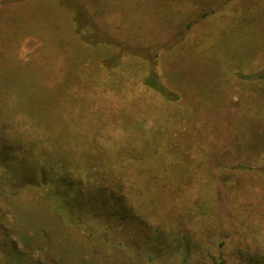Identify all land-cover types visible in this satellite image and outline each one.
Masks as SVG:
<instances>
[{"label": "rangeland", "instance_id": "374dc122", "mask_svg": "<svg viewBox=\"0 0 264 264\" xmlns=\"http://www.w3.org/2000/svg\"><path fill=\"white\" fill-rule=\"evenodd\" d=\"M189 1L72 0L75 11L97 24L103 37L110 40L97 44L95 53L73 38L71 3L68 8L57 4L59 0H22L9 9L5 3L0 5V264H5V257L10 258V248L26 253L25 264H35L38 256L15 234L33 233L31 229L21 230L20 207L29 209L24 202L33 204L34 200L30 179L36 156L30 140L35 127L29 111L19 102L34 99L36 61L42 59L47 69L53 66L63 70L66 62L70 66L63 54L66 50L75 60L97 59L107 54L102 47L119 58L118 69L127 79L123 83L120 76L115 77L106 90L96 91L97 103L106 115L120 118L122 123L97 129L108 140L104 144L100 136L92 140L94 129L89 123L90 143L85 148L65 147L62 139L64 147L43 150L63 149L65 155L82 151L85 159L91 154V161L105 171L115 172L120 163L119 174L128 187L141 189L147 204L159 203L156 212H142L148 223L145 228L139 225V214L130 213L124 222L114 216V209L106 208L100 219L102 227L109 230L111 244L120 241L114 261L177 264L174 253L187 246L194 264H264V176L260 173L264 171V157L259 149L264 144L258 133V129L264 133V81L238 75L264 67L254 56L255 42L264 49V36L256 40L248 36L240 43L218 32L219 24L264 25V0H232L187 30V19L179 20V15L180 6ZM214 2L223 3L208 0L207 5ZM88 32L90 26L84 30ZM178 37L182 42L176 41ZM36 38L43 39L37 47L24 53L18 49ZM159 44L165 45L158 57L159 70L165 77L169 70L177 69L176 77L184 82L171 86L189 99L165 101L141 78L136 79L133 74L138 73L128 67V59L139 56L136 62H142L145 45ZM132 50H139L138 56L132 55ZM80 65L84 66L83 62L71 63ZM78 71L84 69L79 67ZM166 83L169 85L167 79ZM95 119H91L94 125L104 122ZM167 136L176 137L186 156L200 162L191 165L192 174L181 171L186 166L180 163L183 154L179 149L163 145ZM135 152H139L137 159L133 158ZM15 191L23 192L16 195ZM27 214L38 215L29 210ZM156 226L162 231H154ZM173 232L186 236L179 241L178 250L160 241H173L169 237ZM131 255L134 259L129 258ZM147 256H152L153 262L146 261Z\"/></svg>", "mask_w": 264, "mask_h": 264}, {"label": "trees", "instance_id": "16d2710c", "mask_svg": "<svg viewBox=\"0 0 264 264\" xmlns=\"http://www.w3.org/2000/svg\"><path fill=\"white\" fill-rule=\"evenodd\" d=\"M20 1L22 0H0V5L5 3L4 7L9 9L11 5H15L16 2ZM207 1L190 0L185 2V5L180 6L179 20L184 21V19H187L185 29L188 30L200 19L208 18L221 11L222 7L232 0H222L223 3L219 5H216L215 2L213 5H207ZM69 3L72 4V7ZM57 4L67 8L70 6L69 9H72L70 11L73 14L71 15L73 38H78L94 53L97 44L110 42L108 37H103L104 33L97 28V24L92 23L81 11H75L72 0H59ZM182 7L185 9L182 10ZM219 25L218 32L222 33V36L234 37L240 43L248 36H253L255 40L259 35L264 36L262 33V31L264 32V25L259 23L234 22ZM86 26H90L91 32L84 33ZM246 29L249 32H246ZM5 31V33H8V29ZM230 31L231 33H228ZM2 33L4 32L2 31ZM180 37L175 40L182 42ZM40 42L42 43L43 39L36 38L29 41V46L28 44H20L18 49L20 48L19 50L24 53L25 49L27 50L32 46L37 47ZM8 45L5 42L4 47L7 48ZM145 47L144 55L140 58L141 63L136 62V58L139 57V50H132V55L138 57L127 61L128 67L138 73H134V77L136 79L141 78L147 87L155 90L165 101L179 103L182 99H189L187 95L180 93L171 86H178V83L183 84L184 82L183 79L176 77L177 69L169 70L165 77L162 71L159 70L158 57L159 54L161 56L165 45H150L149 47L145 45ZM254 48L256 50L254 56L260 62H263L264 66V49L256 42ZM102 49L104 54L107 53L105 56H98L97 59L84 58L81 60H75L76 57L73 53L66 50L63 54L65 59L70 60V66L66 62L63 70H58L53 66L47 69L43 66L42 59L37 60L38 67L33 76L34 99L31 102H19L22 106H25L26 112L29 111L28 114L33 120L32 126L35 127V130L32 136L33 140H30V146L34 147L32 151L35 153L36 161L33 160L32 178L30 179L33 185V204L24 202L29 209L25 205L22 208L20 207L21 230L31 229L33 233L26 234L16 231L15 234L23 246L26 245L37 251L38 256L35 258V264H119L114 260H116L115 256L120 241L112 242L113 245L110 243L109 230L102 227L100 220L105 216L103 212L108 210L106 208L109 206L115 210L114 216L117 215V219L124 222L128 219L130 213L133 212V215L139 214V225L145 228L148 223L143 220L144 214L142 212H156L160 208L159 203L153 204L151 202L147 204L143 199L144 193L141 194V189L137 188L138 190L135 191V186L128 187L129 184L124 182L122 175L119 174V169H121L119 167H122L120 163L116 164L117 170L115 172L105 171L100 169L95 161H91L94 159L91 154L87 155L85 159V154L82 155V151H79V154L73 152V155H65L66 152L63 149L43 150L44 147H64L61 143L62 139L66 141L65 147L85 148L87 143H90V136L94 142L95 138L100 136V141L104 144L108 140L103 134H99L97 129L112 126L116 122L118 124L122 123L120 118H111L106 115L100 103H97L99 98L96 94L106 90L105 86L111 85L113 78L120 76L123 83L127 79L122 71L118 69L119 58L114 55L111 56V51L108 49L103 47ZM77 61L83 62L84 66L80 65L79 67L84 71H78L79 67L71 66V63H77ZM238 75L245 80L258 79L264 81V67L260 71L248 74L238 72ZM166 79L169 81V85L166 83ZM182 84H180V87L183 89ZM184 91L189 94V91ZM98 118L102 122L104 121L102 125H94L91 120H97ZM83 119L86 120V123ZM89 123L94 129L93 132L91 131L90 136L87 134L90 131L88 130ZM258 133L262 136L261 143L264 144V133L259 129ZM163 145L177 147L181 156L183 154L181 157L183 162L180 163L187 167L181 170L184 175L192 174L191 165H200L198 160H192L195 157L186 156L183 148L179 147L176 137L167 136ZM23 147L27 146L23 145ZM263 148L259 149L264 157ZM138 154L139 152H135L133 158L137 159ZM173 159L175 160L174 157ZM175 161L179 162L178 159ZM260 173L264 176V171ZM22 192L15 191V193H12L19 195ZM130 197L133 201L130 200ZM28 210L31 213L34 212L35 215L37 211L38 215L31 216L27 214ZM24 213L27 215L26 218L23 216ZM36 217L39 222H37ZM25 219L27 220L25 221ZM154 231L161 232L162 229L156 226ZM170 236L173 237V241H160L172 246L175 250H178L179 241L182 242L186 239V236L181 237L176 232H173ZM5 244H2L3 247ZM14 245L17 248V245ZM10 249L12 250L9 251L11 256L9 259H7L8 256L5 257V264H25L26 253L24 254L21 248L17 252H14L12 248ZM182 250V252L174 253L173 261H177V264H194L190 247L186 246ZM147 257L148 260L146 261L153 262L152 256ZM129 258L134 259L132 255ZM2 260H4V257H2Z\"/></svg>", "mask_w": 264, "mask_h": 264}]
</instances>
